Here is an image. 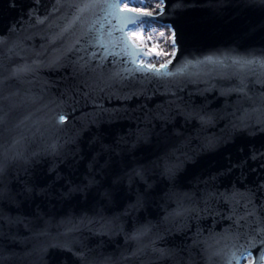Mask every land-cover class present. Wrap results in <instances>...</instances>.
<instances>
[{
	"label": "snow or ice",
	"instance_id": "6c2138e0",
	"mask_svg": "<svg viewBox=\"0 0 264 264\" xmlns=\"http://www.w3.org/2000/svg\"><path fill=\"white\" fill-rule=\"evenodd\" d=\"M0 264H264V0H0Z\"/></svg>",
	"mask_w": 264,
	"mask_h": 264
}]
</instances>
